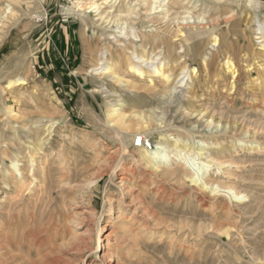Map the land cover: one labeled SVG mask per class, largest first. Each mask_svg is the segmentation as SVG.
Returning a JSON list of instances; mask_svg holds the SVG:
<instances>
[{"label":"rangeland","instance_id":"obj_1","mask_svg":"<svg viewBox=\"0 0 264 264\" xmlns=\"http://www.w3.org/2000/svg\"><path fill=\"white\" fill-rule=\"evenodd\" d=\"M76 1L0 0V264H264V0Z\"/></svg>","mask_w":264,"mask_h":264},{"label":"bare ground","instance_id":"obj_2","mask_svg":"<svg viewBox=\"0 0 264 264\" xmlns=\"http://www.w3.org/2000/svg\"><path fill=\"white\" fill-rule=\"evenodd\" d=\"M105 1V0H104ZM157 1H158V5H156L157 4ZM163 1V0H162ZM183 1V0H182ZM77 3H76V7L79 9V10H84L85 9V7H87L88 9H92V10H95L96 8H98V6L97 5H95L92 1H87V0H78V1H76ZM142 2L144 3V4H148L149 3V10H152L153 9V5H155V7H154V9H158V8H162L163 7V5H161L160 3L161 2H159V0H155V2H152V3H150V2H148V0H142ZM183 2H186L185 4H183V5H189L190 4V0H184ZM179 3H180V1L179 0H177V5H179ZM182 5V6H183ZM181 6V7H182ZM184 9H185V7H184ZM161 11V10H160ZM96 12H97V10H96ZM95 12V13H96ZM164 12L165 13H168L169 11H168V9H165L164 10ZM94 13V14H95ZM100 14V13H99ZM97 16V15H96ZM233 17V16H232ZM192 17L190 16V14L188 13V14H186L185 12L184 13H182V14H179V15H177V29H180V24H183L184 22H185V24H186V22L187 21H189V19H191ZM207 26V25H206ZM178 32H179V30H178ZM194 33H196V32H194ZM197 34V33H196ZM260 38L261 39H264V36H263V32L261 31L260 32ZM259 38V39H260ZM104 58V57H103ZM103 58H101V59H103ZM138 58V57H137ZM138 60L140 61V62H143L142 60V58L140 57V58H138ZM101 61V60H100ZM148 62V61H147ZM225 66H226V68H228L229 69V72H231V74H233V66H232V63H230V61H226L225 62ZM110 68V67H109ZM111 68H113L112 67V65H111ZM129 69H130V71H132V72H134L135 74H137L138 76H142L143 75V71H142V69H140L138 66H135V65H130V67H129ZM164 69V68H163ZM111 70V69H110ZM161 68H152V73L154 74V75H156V76H160V75H162V81L164 80V83H166V82H168L169 81V76L168 75H165L164 73H162L161 74ZM165 70V69H164ZM105 72V71H104ZM110 72V71H109ZM112 72V71H111ZM117 81H120V80H117ZM24 82H25V80L24 79H16V80H14V81H10L9 82V84H8V86H14V85H23L24 84ZM170 82V81H169ZM178 87H181V84L178 86ZM173 89H175V88H173ZM104 91V90H103ZM107 117H108V119H109V122L108 123H113V125L114 126H118V125H120V124H122V122H123V118H124V115L123 116H119L118 115V112L117 111H115V110H110V111H108V113H107ZM135 117H137V119H141V117L139 116V115H136ZM143 141V140H142ZM175 143H177V140L175 141ZM145 146L146 145H144V149H145ZM189 146V145H188ZM187 145H185V147H184V149L185 150H189V149H187V147H188ZM199 150H201V148L199 149ZM173 152L174 153H179V152H182V150H180V149H178V147H177V145H176V147H175V149L173 150ZM172 152H169L168 150H167V148L165 147V146H163V144L160 142V143H157L156 145H155V149H151V151L150 152H148V151H144V155H143V157L144 158H148V160H149V163H152V164H154L155 166H169V157H170V154H171ZM186 160V161H185ZM183 161H184V163H186V165L188 166V168H190V170L192 171V169H191V165H192V163H194L195 161L191 158V157H188L187 159H183ZM194 161V162H193ZM219 165V164H218ZM200 168V167H199ZM14 170L16 171V172H18L19 170H18V168H14ZM168 173V176L169 175H173L174 173H176L175 171H171V172H167ZM33 176V175H32ZM22 180V179H21ZM20 180V185L21 184H23V181H21ZM191 182H194V183H196L197 181H194L193 179L191 180ZM205 185V184H204ZM207 185H209V184H206V186ZM205 186V187H206ZM204 187V186H203ZM215 189H221V187H219V186H215ZM228 190H230L231 191V189H230V187L229 188H227ZM234 193V192H233ZM240 196V194H236L235 193V198H238ZM231 200V199H230ZM224 234L225 235H227V233H226V231L224 232Z\"/></svg>","mask_w":264,"mask_h":264},{"label":"built area","instance_id":"obj_3","mask_svg":"<svg viewBox=\"0 0 264 264\" xmlns=\"http://www.w3.org/2000/svg\"><path fill=\"white\" fill-rule=\"evenodd\" d=\"M36 20H38V18H36Z\"/></svg>","mask_w":264,"mask_h":264}]
</instances>
